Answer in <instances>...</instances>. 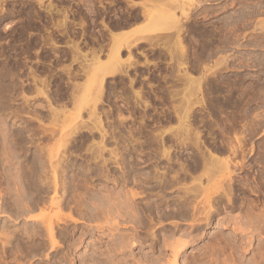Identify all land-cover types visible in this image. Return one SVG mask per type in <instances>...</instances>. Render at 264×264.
<instances>
[{
    "label": "rangeland",
    "instance_id": "obj_1",
    "mask_svg": "<svg viewBox=\"0 0 264 264\" xmlns=\"http://www.w3.org/2000/svg\"><path fill=\"white\" fill-rule=\"evenodd\" d=\"M149 1L44 0L41 4L39 0H0V264H31L35 261L36 263L44 262L45 264H51L48 259L46 260L47 253L55 256L54 259L56 261L53 259L52 263L58 261L62 264H79L75 261L80 258L82 259V257L91 256L94 249L98 248L97 246L100 245L99 247L105 249L109 245L111 238L105 236L106 238L102 239L100 236L102 232L105 235L106 232L109 234L110 228L117 226L114 219H117L119 226L121 225V233L130 234L133 232V226L140 225L139 238L145 237L146 239H142L145 243L136 248L135 252H138L137 254L140 256L142 253L146 254L150 249L149 244L153 241V237H151L152 232H156L160 227L168 226L172 222V224L177 223L182 228H187L189 227L188 222H190L188 218V220L184 218L183 220L182 218L159 220L155 214V209L154 211L152 210L153 213L152 211L140 208L145 209L146 205L144 203L149 204L150 201H153V204L161 203L166 196L167 199L168 197L174 198L176 196L175 198H178L182 196V192L177 190L178 186H174L173 188L167 187L166 191H162L159 180H162L163 177V179H170L177 176L182 180L181 186H183L185 184L189 185L193 177L205 175L206 177H203V180L206 182L207 176L209 177L211 174L215 176V172L203 174L201 171H197L195 173L196 171L194 172V169L191 167L195 168L197 162L202 160L201 155L203 154L201 152H205L206 155H204L206 157L212 155L221 160L231 159L229 149L231 144L239 146L241 143L247 154H243L238 159H233L234 166H238L243 161L246 164V168H248H245L246 170H240L238 169L239 167L232 168L233 173L231 174V178L236 184L233 187L230 184L228 185L229 182L227 181L226 186L231 187L230 190L233 188V191H235L231 192L232 190L227 189L229 190L227 192H231V195H229L231 199H234V203L228 204L227 201L223 202L222 204L225 207L222 208L223 205H221L222 209L220 208L219 214L214 217L211 224L207 225L203 231L194 233L193 236H196L195 243L194 246L189 247L187 256L191 257L193 254H197L206 244L214 243L213 237L216 235L226 239L231 238L235 241L234 236L236 233L234 232L233 222L237 221V219L238 221L240 220V224L250 221L253 219L252 217L260 221L263 220L264 95L259 97L260 95L257 93L259 97L257 98V95L253 97L252 94L249 96L250 98L247 97V103L241 105L240 95H242V91L240 88L244 90L249 87V92H252L255 89L250 90L251 86L264 87V66L258 64V67H241V69L238 68L237 62L236 65H231V69H227L225 66L223 69L224 63L223 61L219 62V60L223 59V57H232L233 55L234 57L229 59V62L232 64L233 61L241 59L242 56L245 58L247 55L246 58L254 56L257 61H260V59H264V47L228 46L221 49L222 51L218 55L214 54L210 58L204 54L205 47L208 46L207 39L209 34L211 36L214 35L215 40H221L224 33L228 34L226 21L231 22L234 18L241 19L240 24L244 22L251 23L252 27L246 30L245 33L250 34L252 38L255 37V39L262 40L264 38V0H218L217 3L213 2L205 5L206 8L208 7L213 12L215 11L214 14L211 12L208 15L204 10L206 8L203 7V10L199 9L191 12L187 22H185L184 18L182 19L180 8L174 9L171 14L169 13L170 16L167 15L168 17H172L171 21L169 20L171 22L170 26L166 22L167 27H170L169 29L174 27L175 17H177L176 19L180 18L183 20V25H185L183 38H185L184 42L188 52L185 57L186 60L184 59L183 62H187L186 65L188 64V69L186 68L189 71L188 73L191 74L190 71H192V74L201 80L204 92L201 94L203 97L201 94H198V96L197 94L188 95L190 94V87L188 84L186 85L184 78L179 77V72L177 71V66L182 60L179 62L177 58H174L175 60L172 59L169 53L171 48L173 50L172 45L169 47L170 44H167L169 48H161L162 46H154V44H150L147 41H141L142 44L140 43L136 47H133L130 52L126 48L121 50L120 58L123 62L129 56L134 57L136 62H138L136 66L127 68L128 76L109 77L105 80L104 99L98 105L97 110L102 116L104 127L108 132L106 138L103 139L102 131L97 126L96 121L91 119V106H87L86 102L88 101L89 91L97 89V84L94 83L93 78L94 65L96 63L94 64L92 53L94 50L99 49V46H106L105 51L100 55V62L106 63L109 61L110 57H112L107 56L109 55L108 50L110 49V45L108 43H110L111 33L118 34L119 36L129 34L131 38L128 40L133 42L132 44L137 40H141V38L142 40L147 39L148 34L144 29H150L148 21L145 22L142 19L143 22L140 20L132 24L127 23L139 12L141 6L147 2L150 3ZM157 1H160V5L157 3L154 6V3ZM157 1L152 0V3L149 4L151 10V5L154 6L153 12H158V14L156 12V16L161 15L159 6L170 3L172 5V3L176 2V0L175 2L174 0ZM230 2H234V4L228 6L225 10L218 11L220 6L230 4ZM50 5L53 7L52 12L49 8ZM64 12H68L70 15L69 23L66 26H64ZM245 19L248 20L246 21ZM146 25L148 27L145 28ZM140 28H143V30H140ZM208 31L210 32L208 33ZM218 32L221 34H218ZM161 39L162 43L165 38ZM72 42L79 44L84 54L91 53V55L89 54V59L87 58L88 63H85L89 64L92 72H89V68L86 70L82 68L81 63L83 59L72 49ZM54 44H56V47ZM232 47L233 49H231ZM165 48L168 49L165 50ZM225 54L229 57H226ZM196 59H199V61H196ZM218 62L222 64L219 65ZM229 62L228 64H230ZM206 65L207 67H213L211 71L212 75L211 73L205 75V72H203V68ZM89 73L92 74L90 75ZM72 77H77L78 79L72 80ZM242 77L246 80L244 78L243 80ZM132 79L133 81L135 80L133 84L131 83ZM173 79L176 80L174 81ZM203 80L206 83L209 81L208 85ZM237 81L243 87L237 84ZM73 85L79 86L76 93L75 91L72 92V94L75 93L76 99L78 98V103L76 102L75 105L69 102V97H71L69 95H71ZM231 85H233V88ZM186 87L189 90L188 88L186 90ZM41 88L49 91L51 102L40 95L39 90ZM83 89L87 93L82 91ZM258 91L259 89H256L254 93ZM252 97L254 99H251ZM188 98H192L190 99L191 102ZM184 100L186 101L183 102ZM80 102L84 107L86 106L81 114L78 113V110L81 107L83 108ZM50 106L54 107L53 109L56 108L62 111L63 114L61 112L57 115L52 114ZM188 113H190L189 116ZM184 121L185 123L187 122L186 125L190 124L191 134L193 135L186 136L187 138L189 137L188 139L182 137L183 139L181 138V140L179 137H176L174 131L177 130L175 132L177 134L179 126ZM162 137L163 139L165 137V139L162 140ZM164 144H166V147H163ZM100 146L106 148L104 155L102 154L103 157L97 156L100 153L97 152L99 151L97 148ZM169 146L173 153L169 155L172 157V161L169 156L165 157L163 151L169 148ZM111 150L116 151L118 154L117 161L111 155ZM47 151H51V153ZM207 153L210 154L207 155ZM50 154L52 156L55 155L53 162H50ZM204 155L203 157L205 158ZM64 156L66 157L65 161L62 160ZM60 157L62 160L60 170L63 169V173L60 171V176L62 177L63 181L61 182L63 184L60 182L59 196H55L52 182L53 171L51 169L54 167L53 163L55 162L54 164L56 165V161L58 163ZM45 161L48 163H45ZM40 164L43 167H46L47 164L48 166L41 168ZM42 171H45V174ZM162 171L163 173H161ZM164 171L166 172L164 173ZM143 173L144 175L142 176ZM162 174H164L163 177ZM217 175H219L218 172ZM185 178H187L186 181L183 180ZM92 191H95L98 197V200L95 198L96 202L90 197L95 194ZM98 191H101L102 194L98 193ZM109 191L115 194V198L117 196L121 198V196L125 195L124 193H126V196L133 192L140 193L142 195L141 198L135 199L134 203L137 207L140 206L139 214L141 213L145 217L143 216V218L141 214L138 215V218L142 217V220L139 218V221L136 216H133L135 217L134 219L131 216L132 218L129 221L132 223L130 222L126 225V220L117 217L116 208L106 207L107 204L108 206L110 205L109 203L113 207H116L114 205L125 201L126 196L123 197L124 200L122 198L120 200L119 197L118 201V198L113 200L112 194H107V196L109 195L113 198L105 195L106 193H110ZM79 192L81 193L79 194ZM83 194L87 199L82 197L84 196ZM158 194H161L163 197L161 198ZM79 195L82 196L79 198ZM52 196L56 200H63V205L67 204L69 200L70 203L68 202L69 204H67L69 206L64 205L66 207H64V217H68L69 213L73 210L75 212V214L72 212L73 216L76 219L78 218L80 222L74 223L68 220L66 224H59L57 226V232L60 235H58V241L61 243V245L59 243L61 248H57L56 250L59 253L57 251L51 253L49 248H47L49 239L48 234L46 235V228L43 226V222L57 210L56 207L51 206ZM105 196L107 199H105ZM88 197L92 203L95 202L97 204L99 202V206L106 205L104 207L108 211L109 219L111 217L110 220L106 218L109 221L102 218L99 222L95 220L96 222L94 223L92 222L94 220L87 219L86 210L94 204L91 201L88 204L90 200ZM74 199L76 205L74 204ZM81 200L85 216L84 213H82L83 215L80 214L82 212L79 206ZM103 200L105 204H101ZM108 200L109 203H107ZM111 200L114 201V205L113 202H110ZM84 201L88 202L85 203ZM77 206H79L80 212ZM250 210L252 214L249 212ZM248 212L253 216H249ZM81 216H84V219ZM34 217L37 219L33 220ZM220 217L222 218L221 220H219ZM225 217H228L229 220ZM120 220L122 221L120 222ZM135 222L137 223L136 225ZM245 223L242 225L243 228L248 225ZM130 224L134 225L131 227ZM216 225L217 227H214ZM99 226H105V230L92 231V228ZM260 227L263 228H260L261 232L260 230L259 232H254V234L252 233L253 236L251 233L248 234L247 237L252 236L254 238L252 240L249 238L251 243L249 248H245L244 246L243 250L240 248L237 254H235L234 260L236 261L237 257V264H264V224ZM59 231H62V233ZM82 232L86 235H81ZM39 233L42 237L39 236ZM250 234L251 236H249ZM81 237L84 239H81V242L79 241L80 243L77 245L81 246H75L71 250L70 246L74 242L72 241L73 238L74 240H78ZM99 240L103 242L100 243ZM45 241H47V244ZM105 241L106 243H104ZM32 244L36 246L46 244V250L43 249L45 251L40 250L42 253L40 251L37 253L35 250L36 246H32ZM244 248L247 250H244ZM29 250L32 252H29ZM141 250L143 251L140 254L139 251ZM73 252L76 253L73 254ZM66 255L70 256L75 263L73 261L61 262L67 257Z\"/></svg>",
    "mask_w": 264,
    "mask_h": 264
},
{
    "label": "bare ground",
    "instance_id": "obj_2",
    "mask_svg": "<svg viewBox=\"0 0 264 264\" xmlns=\"http://www.w3.org/2000/svg\"><path fill=\"white\" fill-rule=\"evenodd\" d=\"M40 2H41V4H42V2L44 1V0H39ZM157 1V0H156ZM217 1L218 0H176V2H175V0H174V2L176 3H172V5H170V4H162V6H159L160 8H159V11H161V15L159 16V15H157L156 16V12L157 11H155V12H153L152 10H153V7L157 4V3H159V5H160V1H157L156 3H154V6H152L151 5V7H152V10L150 9V6H149V4L150 3H152V0H150L149 2L150 3H146V4H144L143 6H141V8H140V10H139V12H137V14H135L134 16H133V18H132V20L130 19L129 21H128V23L127 24H132L133 22H138V21H142V19H143V21H145V22H147L148 24L150 23V29L149 28H147V30L146 29H144L145 31H147V34H148V37H147V39H145V38H143V39H145V40H142V38H141V40H137V41H135V43L134 44H132L133 42H131L130 40H128L129 38H131V36H129V34H123V35H118V34H113V33H111L110 34V43H108L110 46H109V55H107L108 57L109 56H112V57H110V59H109V61L108 62H106V63H101L100 62V55L101 54H103V52L105 51L104 49H105V47L106 46H99L100 48L99 49H97V50H94V52L92 53L93 54V56H94V72H93V75H94V83L95 84H97V86H96V90L94 91L93 89L91 90V91H89V94H88V101H87V99H86V105L87 106H91V116L90 117H92L91 119L92 120H95L96 121V123H97V126H99V129L102 131L101 133H102V137H103V139L104 138H106V136L108 135V132H107V130L105 129V127H104V123H103V120H102V116L99 114V112H98V110H97V107H98V105L99 104H101V102H102V100L104 99L103 98V94H104V90L106 89L105 88V86H104V83H105V80L107 79V78H109V77H115V76H128V69L127 68H131L132 66H136V63H138V62H136V59L134 58V57H132V56H129V58L128 59H126V60H124L125 62H123L122 61V59L120 58V53H121V50H123V48H126V49H128L129 50V52H130V50L133 48V47H136L138 44H142V42L141 41H147V42H149L150 44H154V46L156 45V46H162L161 48H164V47H168V45H169V47L172 45V47H173V50H172V48H171V50L169 51V53L171 54V56H172V59H178V61L180 62V60H182V62L181 63H179L178 64V66H177V68H178V72H179V77L181 78H184L185 79V81H186V85L188 84L189 85V87H190V94H188L189 96L191 95H196L197 94V96H198V94L200 95L202 92H203V85H202V82H201V80H199V79H197L198 77H195L193 74H192V71H190L191 72V74L190 73H188L189 71L187 70L188 69V67H187V65H186V63H184L183 61H184V59H185V57H186V55H187V48H186V45H185V42H184V39L185 38H183V34H184V27H185V25H183V20H181L180 18L179 19H176L177 17H175L174 18V27L172 28L171 27V29H169L170 27H167V23H168V25L169 24H171V22H169V20L171 21V19H172V17H168L167 15H169V13L171 14L172 12H173V10L174 9H177V8H180L181 9V16H182V19L184 18L186 21L185 22H187V20H189V15H190V13L191 12H195L196 10H199V9H202L203 10V7H205V5H209V4H211V3H217ZM222 1V0H221ZM146 2V1H145ZM154 2V1H153ZM173 2V1H172ZM227 2V1H226ZM220 3V2H219ZM174 4V5H173ZM234 4V2H230V4H223V6L220 8L219 7V9H218V11H220V10H225L228 6H230V5H233ZM129 5V4H128ZM213 5V4H212ZM130 6V5H129ZM140 6H138V7H140ZM131 7V6H130ZM157 7V6H156ZM49 8H50V11L52 12L53 11V7L50 5L49 6ZM132 8H133V6H132ZM136 8V7H135ZM206 8V7H205ZM155 9V8H154ZM158 9V8H157ZM179 9V10H180ZM214 9V8H213ZM205 10V12L208 14V15H210V13L212 12V14H214V12H213V10L210 8H206V9H204ZM252 11V10H251ZM254 12V11H253ZM252 12V13H253ZM257 12V11H256ZM175 13V12H174ZM200 13V12H199ZM220 13V12H219ZM251 13V14H252ZM157 14H158V12H157ZM176 14V13H175ZM193 14V13H192ZM250 14V15H251ZM133 15V14H132ZM200 15V14H199ZM248 15V14H247ZM159 16V17H158ZM170 16V15H169ZM172 16V15H171ZM175 16V15H174ZM204 16V15H203ZM157 17V18H156ZM161 17V18H160ZM180 17V16H179ZM207 17V16H206ZM69 18H70V15H69V13L68 12H64V26H66V25H68V23H69ZM158 18H160V19H158ZM202 18H205V17H202ZM233 18V17H232ZM243 18V17H242ZM115 19H117V18H115ZM229 19V18H228ZM246 20V19H245ZM248 20V19H247ZM246 20V21H247ZM250 20H251V18H250ZM142 21V22H143ZM240 21H241V19H232L231 20V22H228V21H226V29L228 30V34H226V33H224L223 34V37H221V40H218V39H214V35H210L209 34V36H208V46H206L205 47V54L204 55H206L208 58H210V57H212L214 54H219V52L220 51H222L221 49H224V48H226V47H228V46H234V47H249V46H254V47H258V48H261V47H264V38L262 39V40H259V39H255V37L254 38H252V36L250 35V34H246L245 33V31L246 30H248V29H250L251 27H252V24L251 23H246V22H244V23H242V24H240ZM243 21H244V19H243ZM167 22V23H166ZM173 22V21H172ZM184 22V23H185ZM192 22V21H191ZM140 23V22H139ZM61 25V24H60ZM135 25V24H134ZM138 25V24H137ZM142 25V24H141ZM144 25V24H143ZM186 25H187V23H186ZM191 25V24H190ZM140 26V25H139ZM170 26V25H169ZM146 27H148V25H146L145 26V28ZM221 27V26H220ZM219 27V28H220ZM223 27V26H222ZM197 29V28H196ZM199 29V28H198ZM216 29V28H215ZM140 30H143V28L141 29L140 28ZM222 30H224V29H222ZM222 30H220V31H222ZM131 31V30H130ZM215 31V30H214ZM210 31H208V33H209ZM216 32V31H215ZM223 32V31H222ZM196 34V33H195ZM218 34H221V33H219L218 32ZM135 37V36H134ZM141 37H143V36H141ZM140 38V37H139ZM161 38H165L164 39V41L161 43V41L160 40H162ZM220 39V38H219ZM128 40V41H127ZM139 41V42H138ZM75 42V41H74ZM74 42H72V49L75 51V53L80 57V58H82L83 59V61H84V63L86 62V63H88V60H87V58L89 57V54L91 55V53H88V54H84L83 52H82V49H81V47H80V45L79 44H76V43H74ZM102 42V41H101ZM219 42V43H218ZM172 43V44H171ZM218 43V44H217ZM168 44V45H167ZM217 44V45H216ZM53 45V44H52ZM101 45V44H100ZM238 45V46H237ZM54 46L56 47V44H54ZM58 46V45H57ZM108 46V45H107ZM168 47V48H169ZM59 48V47H58ZM168 48H165V50L166 49H168ZM230 49V48H229ZM228 49V50H229ZM231 49H233V47L231 48ZM230 49V50H231ZM164 50V49H163ZM236 50H237V48H236ZM222 53V52H221ZM225 53H226V51H225ZM107 54V53H106ZM227 54V53H226ZM225 54V55H226ZM131 55V54H130ZM224 55V56H225ZM227 55H229V54H227ZM226 55V57H229V56H227ZM235 55V54H234ZM240 55H241V53H240ZM239 55V56H240ZM222 56V55H221ZM231 56V55H230ZM238 56V57H239ZM188 57V56H187ZM217 57V56H216ZM232 57H234L233 55H232ZM232 57H229V58H224L223 57V59L221 58V60H219V62H222L223 61V63H224V65H223V69H224V66L228 69V68H230L231 69V65H236V63L238 62V64L237 65H239V67L238 68H241V67H245V68H250V67H254V66H257L258 67V64H260V65H262V66H264V59L262 60V59H260V61H257L256 60V58L253 56V57H249V58H246L247 57V55H246V57H245V55H244V57L245 58H243V56H242V58L241 59H237V60H235V61H233L232 62V64L229 62V59H231ZM236 57V56H235ZM102 58V57H101ZM197 58V57H196ZM219 58H220V56H219ZM240 58V57H239ZM89 59V58H88ZM171 59V60H172ZM174 59V60H175ZM215 59V58H214ZM234 59V58H233ZM186 60V59H185ZM206 60V59H205ZM204 60V61H205ZM76 61V60H75ZM83 61H82V63H81V66H82V68L84 69V70H86L87 68H89L90 66H89V64H84L83 63ZM196 61H199V59H196ZM203 61V62H204ZM207 61H209L208 59H207ZM219 62H218V64H219ZM228 62L230 63V64H228ZM92 63V62H91ZM201 63V62H200ZM207 63V62H206ZM126 64H127V67L125 68V66H126ZM207 64H209V63H207ZM220 64H222V63H220ZM219 64V65H220ZM194 66V65H193ZM198 66V65H197ZM196 67V66H195ZM187 68V69H186ZM190 68H192L191 66H190ZM202 68V67H201ZM200 69V68H199ZM198 69V70H199ZM234 69V68H233ZM242 69V68H241ZM83 70V71H84ZM89 70H90V68H89ZM193 70V69H192ZM197 70V69H196ZM196 70H194V71H196ZM202 70V69H201ZM200 70V71H201ZM203 72H205V75L207 74L208 75V73H211V71L213 70V67H207V65H206V67L205 68H203ZM66 71V70H65ZM69 71V70H68ZM194 71H193V73H194ZM70 72H71V69H70ZM69 72V73H70ZM82 72V71H81ZM89 72H92L91 70L89 71ZM199 72V71H198ZM202 72V71H201ZM86 73V72H85ZM181 73H183V74H181ZM71 74V73H70ZM77 74V73H76ZM76 74H74L75 76H76ZM84 74V73H83ZM90 74V73H89ZM92 74V73H91ZM90 74V75H91ZM176 74V73H175ZM239 74V73H238ZM243 74V73H242ZM73 75V74H72ZM202 75H203V73H202ZM211 75H212V73H211ZM211 75H210V77H211ZM77 76H78V74H77ZM213 76H214V74H213ZM247 76V75H246ZM89 77V76H88ZM172 77V76H171ZM205 77V76H204ZM209 77V76H208ZM209 77V78H210ZM77 78V77H76ZM76 78H73L72 77V80L73 79H76ZM206 78V77H205ZM204 78V79H205ZM244 77H242V79H243ZM78 79V78H77ZM217 79H220V78H217ZM240 79V78H239ZM245 79V78H244ZM243 79V80H244ZM91 80V79H90ZM174 80V79H173ZM176 80V79H175ZM174 80V81H175ZM209 80V79H208ZM241 80V79H240ZM246 80V79H245ZM77 81V80H76ZM135 81V80H134ZM134 81H133V79H132V81H131V83L133 84L134 83ZM184 81V80H183ZM204 81V80H203ZM207 81V80H206ZM219 81V80H218ZM229 81V80H228ZM44 82V81H43ZM205 82V81H204ZM209 81H207V83H208ZM216 82V81H215ZM231 82V81H230ZM229 82V83H230ZM234 82V81H233ZM240 82V81H239ZM37 83V82H36ZM67 83V82H66ZM94 83H93V85H94ZM206 82H205V84H207ZM224 83H226V82H224ZM228 83V82H227ZM243 83V82H242ZM44 84L46 85V83L44 82ZM71 84V83H70ZM178 84V83H177ZM204 84V83H203ZM231 84V83H230ZM237 84H240V83H238V81H237ZM44 85V86H45ZM72 85V84H71ZM74 85H76L75 83H74ZM73 85V87H72V91H71V95H69V96H71V97H69V102H71V103H73L74 105L76 104V102H77V100H78V98L76 99V95H75V93H76V91L78 90V88H79V86H74ZM208 85V84H207ZM217 85V84H216ZM236 85V84H235ZM233 85H231V87H232ZM240 86H242L243 87V85H241L240 84ZM94 87H95V85H94ZM214 87V86H213ZM235 87V86H234ZM252 88H250V90L252 89V90H254V91H252V92H249V87H248V89L246 88V87H244V88H246V89H244V90H242L243 88H240L241 89V91H242V95H240V101H241V105L243 104H245V103H247V97H249V96H251L252 94V96L254 97L255 95H257V93H258V95H260L259 97H261V96H263L264 95V87L262 86V87H259L258 88V86H251ZM45 88H46V86H45ZM45 88H41L40 90H39V92H40V95H42V97H44L45 99H47L49 102H51V98H50V95H49V91L48 90H46ZM93 88V87H92ZM187 88L188 87H186L185 89L187 90ZM233 88V87H232ZM39 89V88H38ZM85 89H86V87H85ZM85 89H83L82 91H84L85 92ZM235 89H236V87H235ZM235 89H234V91H235ZM240 89H239V91H240ZM256 89L258 90L259 89V91L258 92H256V93H254L255 91H256ZM188 90H189V88H188ZM73 91H75V93H73L72 94V92ZM177 91H179V90H177ZM232 91V90H231ZM61 92V91H60ZM184 92H185V90H184ZM208 92V91H207ZM236 92V91H235ZM237 92H238V90H237ZM85 93H87V92H85ZM84 93V94H85ZM136 93H138V92H136ZM204 93V92H203ZM210 93V92H209ZM172 94H173V92H172ZM174 94H176V93H174ZM184 94H186V93H184ZM231 94V93H230ZM105 95V94H104ZM181 95H183V94H181ZM202 95V94H201ZM205 95V94H204ZM232 95L234 96V94L232 93ZM231 95V96H232ZM258 95H257V98H259L258 97ZM138 96H140V94H138ZM137 96V97H138ZM238 96V95H237ZM142 97V96H141ZM202 97H203V95H202ZM239 97V96H238ZM251 98V99H254V98ZM185 98V97H184ZM200 98V97H199ZM250 98V97H249ZM249 98H248V100H249ZM53 99V98H52ZM190 99H192V98H188V100H190ZM203 99V98H202ZM229 99H230V96H229ZM67 100V99H66ZM79 101H80V99H79ZM182 101V100H181ZM186 100H184L183 102H185ZM193 101V100H192ZM251 101V100H250ZM84 102V101H83ZM182 102V103H183ZM190 102H191V100H190ZM204 102V101H203ZM78 103V102H77ZM53 104V103H52ZM66 104V103H65ZM64 104V105H65ZM80 104H81V102H80ZM79 104V105H80ZM85 104V103H84ZM142 104V103H141ZM63 105V104H62ZM67 105H68V103H67ZM79 105H78V107H79ZM53 106V105H52ZM81 106H83V108L81 107L80 108V110H78L76 107H74V108H76L77 110H78V113L79 114H81L82 113V111H84V109L86 108V106L84 107V105H82L81 104ZM140 106V105H139ZM143 106V105H142ZM51 107V106H50ZM184 107V106H183ZM54 108V107H53ZM52 107H51V112H52V114H55V115H57V114H59L60 112L62 113V111H59V110H57L56 108L55 109H53ZM63 108V107H62ZM182 108V107H181ZM178 109V108H177ZM61 110V109H60ZM102 110V109H101ZM105 111V110H104ZM65 113V112H64ZM63 114V113H62ZM189 114L190 113H188V116H189ZM61 115V114H60ZM64 115H66V114H64ZM69 116V115H68ZM59 117V116H58ZM95 117V118H94ZM178 117V116H177ZM184 117V116H183ZM187 117H185V119H186ZM190 118V117H189ZM55 119V118H54ZM57 119V118H56ZM186 120H188V118L186 119ZM181 121V120H180ZM182 121H183V119H182ZM181 121V122H182ZM181 122H180V124H181ZM187 123V122H186ZM186 123H185V121H184V123H182V125L181 126H179L180 128L178 129V132H177V134L175 133L176 131H174V134L176 135V137H179L180 139L182 138V137H186V136H190V135H193V134H191V129H190V124L189 125H186ZM92 127V126H91ZM90 127V128H91ZM89 128V127H88ZM94 128V127H93ZM47 131H50V130H47ZM201 131V130H200ZM45 132V131H44ZM92 132H93V130H92ZM99 132V131H98ZM192 132H193V130H192ZM56 133V132H55ZM114 133V132H113ZM199 133V132H198ZM197 133V134H198ZM51 134V133H50ZM54 134V133H53ZM162 134H164V133H162ZM173 134V133H172ZM173 134V135H174ZM227 134V133H226ZM101 135V134H100ZM99 135V136H100ZM161 135V134H160ZM196 135V134H195ZM167 136V135H166ZM199 136H200V134H199ZM52 137V136H51ZM198 137V136H197ZM132 138V137H131ZM175 138V137H174ZM187 138V137H186ZM185 138V139H186ZM189 138V137H188ZM187 138V139H188ZM198 138H200V137H198ZM202 138V137H201ZM164 139H165V137H164ZM163 139V137H162V140H164ZM183 139V138H182ZM181 139V140H182ZM190 139H193V138H190ZM162 140H161V142H162ZM194 141H196V140H194ZM199 141H201V140H199ZM185 142V141H184ZM164 143H165V141H164ZM197 143V142H196ZM195 143V144H196ZM199 143V142H198ZM98 144V143H97ZM96 144V145H97ZM163 144V143H162ZM231 144V143H230ZM101 145V144H100ZM166 144H164L163 145V147L165 146ZM201 145V144H200ZM237 145H239V144H237ZM98 146H99V144H98ZM102 146V145H101ZM99 147V148H97V150H99V151H97V152H100V153H96L97 154V156L99 157V156H102V154L104 155V151H106V148L103 146V147ZM97 147V146H96ZM166 147V146H165ZM230 148V154H231V159H227V160H221V159H219V158H217V157H215V156H212V155H209V156H205L206 155V153L204 152V153H202L201 152V154H205L204 156H205V158L203 157V155H201L202 156V160H199L198 162H197V164L195 165V168H193V167H191L192 169H194V172L195 173H197V171H201L203 174H208V172H209V174H211V172L213 171V172H215V176H214V174H211V176L209 175V177L207 176V180H206V182L203 180V177L205 178L206 176L204 175V176H198V177H193L192 178V181H191V183L189 184V185H187V184H185V185H183V186H181V184L183 183L182 182V180L180 179V178H178L177 176L176 177H171L170 179H163L164 177H163V175L164 174H162V180H159L160 181V188L162 189V191L163 190H167V187H171V188H173L174 186H178V188H177V190H179V192H182V196H179L178 198H169L168 197V199L165 197L163 200L161 199L163 196L161 195V194H158V195H160L161 196V203H155L156 204V206H155V204H153V201L151 202L150 201V203L149 204H146V203H144L145 205H146V208L144 209V208H142V207H140V206H138L137 207V205L134 203V200L135 199H139V198H141V194L140 193H136V192H133L132 194H127L128 196H126V193H124L125 195L124 196H121V198H122V200H124L123 199V197H125L126 196V199H125V201H122V202H120V204H116V205H114V201L113 200H115V199H117L119 196H117L116 198H115V194H113V193H111L110 191V193H106L105 195L107 196V194H112V196L114 197V199L113 200H111L110 202H113V205L114 206H116V207H113L112 206V204L111 203H109V200H108V202L107 203H109L110 205L108 206V204H107V206L106 205H104V206H106V207H111V208H116V214H117V217L118 218H123L124 220H126L127 221V223H126V225L128 224V223H130L131 221H129V219L130 218H132L133 216H136L137 218H138V215H140L139 214V209L141 208L142 210H148V211H154V209H155V211H156V216L159 218V220H164V219H171V218H174V219H176V218H182V220H183V218L184 219H190V222H188L189 224H188V226L189 227H185V228H182V226L181 225H179V224H177V223H175V224H172V223H169L168 224V226H162V227H160L159 228V230L158 231H156V232H152V235H151V237H153V241H151L152 243L151 244H149L150 245V249L147 251V253L146 254H143L142 253V251L143 250H141V251H139L140 252V254H141V256L139 255V254H137L136 252H135V249L136 248H138V247H140L141 245H143L145 242H144V240H142L143 238L144 239H146L145 237H143V238H141V240H140V238H139V233H140V231H141V227H140V225H138L136 222H135V225L137 224V226H133L132 227V225H134V224H130L131 225V227L133 228V232L132 233H130V234H126V233H121V225L119 226V223H117V219H114L115 221V224L117 225L116 227H114L112 224H111V226H113V227H111L110 228V232H109V234L106 232V235H105V233L104 232H102V235L100 236L102 239L103 238H106L105 236H108V238L110 237L111 238V241H110V243H109V245L105 248V249H102V247H99V246H97L96 247V245H95V247L97 248V249H94V252H93V254L91 255V256H88V257H82V259L80 258V259H77V261H75V262H78L79 264H237L236 263V261H237V257H236V261L234 260V257H235V254H237V252H238V250L241 248L242 250H243V247L245 246V248L246 247H248L249 248V246L251 245V243H250V241H249V238H250V240H252V239H254V238H252V236H253V234H254V232L256 233L257 231L259 232V230H260V232H261V229L260 228H262V227H260L262 224H264V218H263V220L262 221H260L259 219L257 220V218H254V217H252L253 215H251L252 214V212H251V210L248 212L249 214V216H251L253 219H251L250 221H246V223L248 224L247 225V227H242V225H243V223H245V222H243L242 224H240L241 222H239L238 221V219H237V221H232L233 223H234V226H233V228H234V232L236 233L235 234V236H234V238H235V241H234V239H226V238H223L222 236L220 237V236H218V235H216V236H214L213 238V240H214V243L212 242V244H206L204 247H202V249H200L199 251H198V253L197 254H193L191 257H189V255L187 256V253H188V251H189V247H191V246H194V243H195V237L193 236L194 235V233L195 232H197V231H199V232H201V231H203V229L207 226V225H210L211 224V222H212V220L214 219V217L215 216H217L218 214H219V212H220V210L222 209V208H224L225 206L222 204L223 202L225 203V201H227V203L228 204H231V203H234V199H231L230 198V193L231 192H235V191H233V188L230 190V188L231 187H229V186H226L227 184H226V182L228 183V185L230 184V185H232L233 187L235 186V184L236 183H234L232 180V178H231V174L233 173V171H232V168L234 167V168H238V169H240V170H244L245 168H246V164L242 161V163H240L239 164V162L237 161V163L239 164L238 166L236 165V166H234V164H233V159L235 160V159H238L239 157H241L243 154H246L245 153V149H244V146H242L241 145V143H240V145L239 146H234V145H232L231 144V146H229ZM169 148H170V146H169ZM167 148V149H165V150H163L164 151V155H165V157L166 156H169L171 153H172V149L170 148ZM48 149V148H47ZM52 150V149H51ZM131 150V149H130ZM171 150V151H170ZM48 152V151H47ZM59 152V151H58ZM88 152H91V151H88ZM109 152V151H108ZM48 153H51V151H49ZM94 153V152H93ZM111 155L112 156H114V158H115V160L117 161L118 160V154L116 153V151H114V150H111ZM119 153V152H118ZM38 154V153H37ZM92 154V153H91ZM173 154V153H172ZM208 154H210V153H207V155ZM40 155V154H39ZM39 155H37V156H39ZM65 155V154H64ZM93 155V154H92ZM163 155V156H164ZM247 155V154H246ZM96 156V155H95ZM54 157H55V155L54 156H52V154H50V162H53V159H54ZM57 157H58V155H57ZM103 157V156H102ZM101 157V158H102ZM121 157V156H120ZM170 157V156H169ZM243 157H245V156H243ZM48 158V157H47ZM66 157L64 156L63 157V159L62 160H64ZM100 158V159H101ZM171 158V161H172V157H170ZM37 159V158H36ZM56 159H58V158H56ZM60 159V160H59ZM58 159V163H57V161H56V165L53 163V166L54 167H52V171H53V180H52V182H53V187H54V190H55V196H57L58 195V192H59V190H60V184L62 183L61 181H63L62 180V177L60 176L61 174V172H62V170H60L61 169V167H62V160H61V157ZM168 159V158H167ZM244 159V158H243ZM104 160V159H103ZM48 161V160H47ZM47 161H45V163L47 162ZM65 161V160H64ZM96 161V160H95ZM111 161V160H110ZM106 162H107V160H106ZM105 162V163H106ZM35 163V162H34ZM48 163V162H47ZM104 163V164H105ZM196 163V162H195ZM63 164H65V163H63ZM42 167L41 168H46L47 166H48V164H47V166L45 167H43V165L42 164H40ZM46 165V164H45ZM51 165H52V163H51ZM64 166V165H63ZM68 166V165H67ZM66 166V167H67ZM169 167H171V166H169ZM39 168H40V166H39ZM39 168H38V170H39ZM49 168H50V165H49ZM48 168V169H49ZM183 168V167H182ZM248 168V167H247ZM246 168V169H247ZM169 169V168H168ZM245 169V170H246ZM49 171V170H48ZM61 171V172H60ZM182 171V170H181ZM43 173L45 172V171H42ZM166 171H164V173H165ZM192 172V171H191ZM193 172V173H194ZM217 172L219 173V175H217L216 176V174H217ZM63 173V172H62ZM147 173H149V174H151L150 172H147ZM161 173H163V171L161 172ZM45 174V173H44ZM44 174H43V176H44ZM32 175V174H31ZM41 175V174H40ZM66 175V174H65ZM144 175V173L142 174V176ZM23 176V175H22ZM63 176V175H62ZM146 177H148V175H146ZM145 177V178H146ZM161 177V176H160ZM166 177V176H165ZM40 178V177H39ZM47 178V177H46ZM49 178V177H48ZM64 178V177H63ZM169 178V177H168ZM187 178H188V176H187ZM187 178H185V179H183V180H187ZM17 179V178H16ZM34 179V178H33ZM153 179V178H152ZM22 180V179H21ZM32 180V179H31ZM36 180V179H35ZM146 180V179H145ZM27 181H29V180H27ZM43 181H44V179H43ZM50 181V180H49ZM64 181H66L65 179H64ZM86 181V180H85ZM146 181H148V180H146ZM61 182V183H60ZM71 182V181H70ZM150 182V181H149ZM17 183V182H16ZM37 183V182H36ZM47 183V182H46ZM86 183V182H85ZM87 183H88V181H87ZM86 183V184H87ZM207 183V184H206ZM30 184V183H29ZM45 184V183H44ZM63 184V183H62ZM65 184V183H64ZM79 184V183H78ZM66 185V184H65ZM88 185V184H87ZM83 186V185H82ZM89 186H90V184H89ZM153 186H155V185H153ZM158 186H159V184H158ZM157 186V187H158ZM226 186V187H225ZM247 186V185H246ZM23 187V186H22ZM34 187V186H33ZM43 187V186H42ZM148 187V186H147ZM166 187V188H165ZM227 187H229V188H227ZM48 188V187H47ZM62 188V187H61ZM65 188V187H64ZM149 188V187H148ZM156 188V187H155ZM34 189V188H33ZM37 189V188H36ZM40 189V188H39ZM46 189V188H45ZM44 189V190H45ZM77 189V188H76ZM154 189V188H153ZM227 189H229L231 192H227V191H229V190H227ZM243 189V188H242ZM241 189V190H242ZM50 190V189H49ZM152 190V189H151ZM165 190V191H166ZM121 191V190H120ZM125 191V190H124ZM148 191V190H147ZM161 191V192H162ZM38 192V191H37ZM52 192H53V190H52ZM85 192V191H84ZM93 192V191H92ZM95 192V191H94ZM93 192V193H94ZM145 192V191H144ZM40 193V192H39ZM44 193V192H43ZM81 192H79V194H80ZM92 193V194H93ZM98 193H101V191L99 192L98 191ZM104 193V192H103ZM116 193V192H115ZM119 193V192H118ZM121 193V192H120ZM149 193V192H148ZM151 193V192H150ZM166 193V192H165ZM42 194V193H41ZM77 194V193H76ZM102 194V193H101ZM164 194V193H163ZM230 194V195H229ZM84 195V194H83ZM85 195L87 196V194L85 193ZM84 195V196H85ZM130 195V196H129ZM44 196V195H43ZM59 196V195H58ZM82 195H79L78 197L80 198ZM84 196H82L83 198H86V196L84 197ZM90 196V195H89ZM99 196V195H98ZM102 196V195H101ZM104 196V195H103ZM105 196V197H106ZM112 196H107V197H112ZM39 197V196H38ZM47 197V196H46ZM66 197V196H65ZM91 197V199L92 200H96L98 197L96 196V192H95V194L92 196H90ZM100 197V196H99ZM107 197L105 198V199H107ZM112 197V198H113ZM144 197V196H143ZM142 197V198H143ZM51 198H53V196L51 197ZM75 198V197H74ZM89 198V197H88ZM96 198V199H95ZM101 199H103L102 197H100ZM108 198V199H109ZM120 198V197H119ZM119 198L117 199V201L119 200ZM121 198H120V200H121ZM233 198V197H232ZM63 199H65V198H63ZM87 199V198H86ZM90 199V198H89ZM91 199L89 200V203L88 204H90V201H91ZM104 199V200H105ZM40 200V199H39ZM47 200V199H46ZM98 200V199H97ZM104 200H103V203H101V204H105V202H104ZM51 201V200H50ZM49 201V202H50ZM63 201V200H62ZM60 199H58V200H56L55 198H53L52 199V201H51V206L52 207H56L57 208V210L55 211V213L53 214V215H51L50 217H48L43 223H44V225L43 226H45V228H46V235L48 236V239H49V241H48V244H49V246H48V244H47V241H45L46 242V244H47V248H49V251L51 252V253H53L54 251H57L56 249L57 248H61L60 246H59V241H58V232H57V226L59 225V224H66L67 223V221L68 220H71L72 222H74V223H77V222H79V219L77 220L76 219V217H74L73 215L75 214V212H73V210H72V212L74 213H72V215H71V213H69V215H68V217L66 216V217H64V214H63V212L65 211L64 209L66 208L65 206H69V205H67V204H69L70 202H69V200H68V202H67V204L65 203L64 205L62 204L63 202H62ZM85 203H87L88 201H84ZM96 202V201H95ZM95 202H93L92 203V201H91V203L93 204V206H90V208H88V210H86L87 212H86V217L88 216V218L87 219H91V220H94V221H92V222H96L95 220H98L97 222H99V220H101L102 218H104V219H106V218H108L109 219V214H108V211L106 210V207H104V206H99L98 205V203L97 204H95ZM100 202H102V201H100ZM85 203H84V205H85ZM50 204V203H49ZM48 204V205H49ZM74 204L76 205V203H75V199H74ZM80 205V209H82V212H80V209H79V206H77V208L79 209V212H80V214H82V213H84L83 212V206H82V200L80 201V203H79ZM100 204V203H99ZM221 205H223V207L221 208ZM82 206V207H81ZM234 206V205H233ZM65 207V208H64ZM140 207V208H139ZM226 207H229V206H226ZM111 208H110V210H111ZM221 208V209H220ZM236 208V207H235ZM50 209H51V207H50ZM68 209V208H67ZM71 209V208H70ZM72 209H74V208H72ZM109 209V208H108ZM54 210V209H53ZM109 210V211H110ZM112 211V210H111ZM152 211V212H153ZM77 212V211H76ZM144 212V211H143ZM152 212H150V213H152ZM223 212V211H222ZM115 213V212H114ZM154 213V212H153ZM149 214V213H148ZM154 214V215H155ZM83 215V214H82ZM84 216H85V213H84ZM83 216V217H84ZM111 216V215H110ZM132 216V217H131ZM141 216H142V214H141ZM144 217H145V215H143ZM142 216V217H143ZM249 216H248V218H249ZM263 216V215H262ZM82 217V216H81ZM82 217V218H83ZM85 217V218H86ZM142 217H139V218H141V220H142ZM143 217V218H144ZM135 217H133L132 219H134ZM138 218V219H139ZM226 218V217H225ZM228 218V217H227ZM226 218V219H227ZM34 219H37V218H33V220ZM84 219V218H83ZM110 219H111V217H110ZM109 219V220H110ZM187 219V220H188ZM222 218L220 217V219L219 220H221ZM109 220H107L106 219V221H109ZM131 220V219H130ZM223 220H225V219H223ZM228 220H229V218H228ZM232 220V219H231ZM231 220H230V222H231ZM70 221V222H71ZM103 221V220H102ZM112 221H113V219H112ZM119 221V220H118ZM122 220H120V222H121ZM139 221H140V219H139ZM171 221V220H170ZM80 223V222H79ZM132 223V222H131ZM224 223H226V222H224ZM245 223V224H246ZM99 224V223H98ZM103 224V223H102ZM162 224V223H161ZM245 224H244V226H245ZM106 225H110V224H106ZM167 225V224H166ZM183 225V224H182ZM125 226V225H124ZM126 227V226H125ZM214 227H217V225L216 226H214ZM107 228H109V227H107ZM127 228V227H126ZM125 228V229H126ZM128 229V228H127ZM139 229H140V231H139ZM218 229V228H217ZM263 229V228H262ZM35 230V229H34ZM90 230V229H89ZM104 231L105 230V226H99V227H95V228H92V231ZM107 230V229H106ZM219 230V229H218ZM36 231V230H35ZM40 231V230H39ZM63 231V230H62ZM62 231L60 232V233H62ZM151 231H152V229H151ZM33 232V231H32ZM41 232H42V230H41ZM87 232V231H86ZM198 232V233H199ZM44 233V232H43ZM70 233V232H69ZM99 233V232H98ZM104 233V234H103ZM142 233V232H141ZM249 233H253L252 234V236H251V234L249 235V236H251V237H247L248 236V234ZM83 234H85L84 232H82V234L81 235H83ZM200 234H202V233H200ZM34 235H36V234H34ZM86 235V234H85ZM196 235H198V234H196ZM39 236H41L40 235V233H39ZM45 236V235H44ZM43 236V237H44ZM60 236V235H59ZM74 236V235H73ZM254 236H256V235H254ZM42 237V236H41ZM96 237V236H95ZM94 237V238H95ZM99 237V238H100ZM257 237V236H256ZM255 237V238H256ZM45 238V237H44ZM198 238V237H197ZM212 238V237H211ZM76 239V238H75ZM81 239H84L83 237H81L80 239H78V240H74V238H73V240L72 241H74L73 243H71V250H72V248H75V246H77L80 242H81ZM97 239V238H96ZM95 239V240H96ZM41 240V239H40ZM101 240V239H100ZM100 240H99V242H100ZM44 241V240H43ZM80 241V242H79ZM45 242H42V243H45ZM97 242V241H96ZM103 242V241H102ZM102 242H100V243H102ZM238 242H240V244H238ZM253 242H254V240H253ZM34 243V242H33ZM95 243V242H94ZM104 243H106V241L104 242ZM36 244V243H35ZM46 244H42V245H34V244H32V246L34 245V246H36V248H35V250L37 251V253L40 251V250H43V249H45L46 250V247H45V245ZM82 244V243H81ZM60 245H61V243H60ZM63 246V245H62ZM79 246H81V245H79ZM79 246H77V247H79ZM31 247V246H30ZM26 248H28V247H26ZM32 248V247H31ZM30 248V249H31ZM244 248V250H247V249H245ZM33 249V248H32ZM79 249V248H78ZM25 250V249H24ZM45 250H43V251H45ZM71 250H69V251H71ZM31 250H29V252H30ZM74 251H76V250H74ZM138 251V250H137ZM27 252V251H26ZM32 252V251H31ZM41 252V251H40ZM58 253H59V251H57ZM56 252V253H57ZM72 252V251H71ZM42 253V252H41ZM41 253H40V255H41ZM76 252H73V254H75ZM151 254V255H150ZM37 255V254H36ZM43 255V254H42ZM46 255V254H45ZM191 255V254H190ZM67 257L65 258V259H63V261H61V262H68V261H73L71 258H70V256L68 257V255H66ZM44 257V256H43ZM54 255L53 254H49V253H47V255H46V260L48 259L49 260V262L51 263V264H62V263H60V262H53L52 263V261H53V259H54ZM64 257V256H63ZM62 257V258H63ZM78 258V257H77ZM264 258V257H263ZM55 260V259H54ZM56 261V260H55ZM74 262V261H73ZM74 262V263H75ZM17 264V263H16ZM19 264V263H18ZM22 264V263H21ZM30 264V263H29ZM31 264H45L44 262H41V263H36V261L35 262H32ZM49 264V263H48Z\"/></svg>",
    "mask_w": 264,
    "mask_h": 264
}]
</instances>
